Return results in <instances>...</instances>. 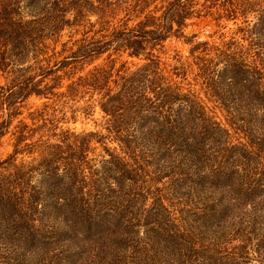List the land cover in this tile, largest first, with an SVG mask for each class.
I'll use <instances>...</instances> for the list:
<instances>
[{
    "label": "trees",
    "instance_id": "trees-1",
    "mask_svg": "<svg viewBox=\"0 0 264 264\" xmlns=\"http://www.w3.org/2000/svg\"><path fill=\"white\" fill-rule=\"evenodd\" d=\"M1 78L0 264H264V0H0Z\"/></svg>",
    "mask_w": 264,
    "mask_h": 264
},
{
    "label": "rangeland",
    "instance_id": "rangeland-1",
    "mask_svg": "<svg viewBox=\"0 0 264 264\" xmlns=\"http://www.w3.org/2000/svg\"><path fill=\"white\" fill-rule=\"evenodd\" d=\"M199 6H197L198 8ZM187 22L190 24L185 28V33L189 34L190 32L196 33L197 38L196 40H215L219 41V36L221 34L225 35V39L229 38L233 35L234 29L236 28V25L233 24V22L229 21H221L220 26H217L215 24V20H213L210 16L209 17H194L192 19L187 20ZM67 36L63 37V40H66ZM190 44L183 42V40H179L176 38L169 39L165 42V49L167 51L165 56L170 57L173 55L176 51H179V53L186 55L188 53ZM59 48V47H58ZM102 59L96 60L94 64L101 62ZM123 61H127V65L130 67H134V64L132 63H138V60L131 59L126 56V54H123L120 56V59L116 62L115 66L118 67ZM171 62V60H168ZM90 66H87L85 70L90 68ZM1 83H3V79L1 78ZM43 102V99H38L31 97L29 98L24 106L22 107V114L18 116L16 120H14V124L17 122L18 119L27 117L28 113L35 108L39 107L41 103ZM58 109L61 108V106H57ZM67 110V109H66ZM61 112L57 111V116H61ZM66 115L69 117L70 112L67 110ZM100 120V114L98 112H95L92 116H89L88 118H84L82 115H78L77 120L75 123H72L71 120L69 122H64L63 126L73 127L77 131H81L83 129L86 130H92L95 127V122L99 123ZM11 138L9 134H6L1 140H0V160L6 158L9 153L12 151V145H11ZM100 150V148H99ZM20 157V156H19ZM26 159H29L27 157H24ZM172 207H170L171 209ZM38 259L33 260V264H42V262H39Z\"/></svg>",
    "mask_w": 264,
    "mask_h": 264
}]
</instances>
